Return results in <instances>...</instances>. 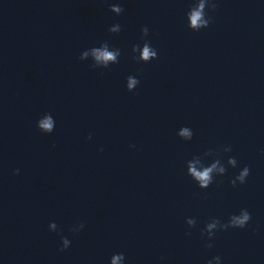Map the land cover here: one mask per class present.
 I'll return each instance as SVG.
<instances>
[{
	"label": "clouds",
	"instance_id": "clouds-1",
	"mask_svg": "<svg viewBox=\"0 0 264 264\" xmlns=\"http://www.w3.org/2000/svg\"><path fill=\"white\" fill-rule=\"evenodd\" d=\"M206 8L215 9L216 4L213 0H196L195 7H191L187 13V20L189 22V27L192 30L199 31L203 28H207L210 24L211 18L207 16ZM110 11L119 15L121 14L124 9L117 5L113 4L110 7ZM121 31V27L119 24H115L109 28V32L111 33H119ZM148 28L144 27L142 29L143 36L148 35ZM92 57L95 61L93 67L102 66L103 68H107L110 63H118V57L120 56V50L114 49L109 50L107 43H105L100 48H93L92 50ZM133 53H139V56L134 57L137 60H143L145 62L150 61L152 58H158L157 51L151 46V44L147 41L144 42L143 46L134 45L132 48ZM88 53L85 52L83 56H87ZM83 59V57H80ZM139 84V80L133 78L132 76L127 77V90L131 91L136 85ZM38 129L43 133H52L55 128V120L50 113L45 114L43 119H40L37 122ZM180 136L185 138H191L193 133L189 130V128L185 127L179 133ZM91 139V137H89ZM224 152L231 151V147H225L223 149ZM206 154H211L209 151ZM228 165L232 166L233 168L237 165V160L234 157H230L227 161ZM226 172V168L224 165L221 164L220 160L217 159L209 166H202L201 169H198L195 164L189 163L188 164V173L190 176L198 182V185L201 189H206L213 183L214 173L217 176H222ZM19 173V169L16 170V174ZM250 174V169L245 166L238 175L235 176L234 179L230 181L233 187L236 186L237 182L240 184L245 183L246 178ZM251 219V214L248 212L247 209H241L239 215H232L227 223H222L219 219H212L209 223L206 224L202 235L205 233L209 240H211L215 232L217 230H227L229 228H240L243 229ZM187 225L191 228L196 225V220L194 218H188L186 220ZM56 223H50L49 229H56ZM83 225L81 224V229ZM73 231V230H72ZM77 232V231H73ZM62 248L61 251L67 249L70 246V241L66 237L61 238ZM207 247H212V244L209 243L206 245ZM125 257L123 253L114 254L111 257V264H120L121 261H124ZM208 264H221V257L215 256L211 260L208 261Z\"/></svg>",
	"mask_w": 264,
	"mask_h": 264
}]
</instances>
